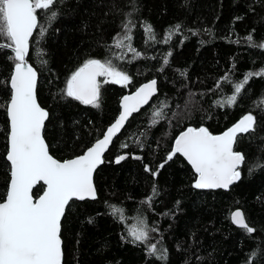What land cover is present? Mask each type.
Listing matches in <instances>:
<instances>
[{"label": "trees", "instance_id": "obj_1", "mask_svg": "<svg viewBox=\"0 0 264 264\" xmlns=\"http://www.w3.org/2000/svg\"><path fill=\"white\" fill-rule=\"evenodd\" d=\"M51 11L57 15L49 22L37 10L27 62L39 74L37 98L49 113L44 138L53 157L84 154L117 119L124 96L145 82L158 83L151 105L130 119L97 170V199L68 206L63 264H264V167L257 166L264 164V76L250 78L235 104L226 103L248 73L264 69V48L258 46L264 44V0H57ZM13 55L0 49V202L10 181L6 106ZM89 59L110 62L131 78L121 86L101 77L99 107L65 93L67 81ZM162 104L165 115L154 124L153 112ZM249 114L254 130L237 139L245 161L230 191H198L197 176L180 155L166 162L188 127L217 135ZM119 156L125 159L116 163ZM112 206L122 215L114 217ZM237 209L253 234L231 222ZM145 226L147 241L133 242L129 230ZM152 244L157 255L166 250L165 261L149 255Z\"/></svg>", "mask_w": 264, "mask_h": 264}, {"label": "snow or ice", "instance_id": "obj_2", "mask_svg": "<svg viewBox=\"0 0 264 264\" xmlns=\"http://www.w3.org/2000/svg\"><path fill=\"white\" fill-rule=\"evenodd\" d=\"M57 0H0V39L8 43L0 44V49H10L14 61V72L10 76V99L6 106L10 122L6 161L10 166V181L4 202H0V264H62L61 219L66 207L73 200L96 199L93 185V173L103 163L102 156L113 137L123 128L132 113L148 103L156 93V81L140 87L134 95L123 97L122 109L118 119L91 148L74 159L63 162L49 154V146L42 135L48 112L37 102V72L27 62L29 41L38 27L37 10H43L49 22L56 18L55 11L49 12ZM126 15L131 16L132 13ZM129 19L124 25L126 33L130 31ZM177 30L179 25L176 26ZM45 29L41 28L42 37ZM145 31L151 34L150 26ZM123 39L130 40L125 35ZM169 37L165 38L167 42ZM251 40V36L248 37ZM118 39L116 46L120 47ZM264 48V44L258 45ZM131 50V49H130ZM171 55V53H169ZM168 63L167 59L164 61ZM253 76H264V69L257 73H248L244 80L235 85V93L226 101L228 106L235 104L238 94ZM127 86L131 78L117 70L110 62L89 59L67 81V97L85 105L99 107L100 82ZM161 109L153 112V123L158 122L165 113ZM255 118L249 114L222 135H212L207 128H187L174 142V148L167 156L171 161L176 154L183 156L197 175L193 187L197 189H228L241 177L240 166L244 162L241 153L233 151V145L239 133L254 130ZM127 145H123L126 147ZM140 159V157H135ZM125 156H119L120 163ZM264 167V164L257 165ZM163 168L164 165L159 166ZM253 169H250V172ZM145 171H151L145 166ZM153 176L157 173L153 172ZM43 182V195L33 199L34 187ZM46 186V189L44 188ZM156 189L153 188V194ZM148 197L146 202H150ZM113 207L112 215H122V210ZM233 223L248 233L254 230L245 223L241 212L231 217ZM129 234L133 242H145L148 239L145 228H132ZM149 255H157L152 244ZM157 259H167L166 250L157 255Z\"/></svg>", "mask_w": 264, "mask_h": 264}, {"label": "water", "instance_id": "obj_3", "mask_svg": "<svg viewBox=\"0 0 264 264\" xmlns=\"http://www.w3.org/2000/svg\"><path fill=\"white\" fill-rule=\"evenodd\" d=\"M38 18V17H37ZM38 23H39V20H38ZM35 32H36V30H34V32H33V36H34V34H35ZM33 36H32V38H33ZM32 38H30V41H31V39ZM30 41H29V52H30ZM26 59H27V57H26ZM30 66H32L30 63H28ZM33 67V66H32ZM34 68V67H33ZM34 70L37 72V70L34 68ZM100 78L101 77H99L98 78V81L100 80ZM155 81H156V93L149 99V101H148V103L147 104H145V105H143L140 109H139V111H137V112H134V113H132V115L127 119V121L125 122V124H124V126H123V128H121L120 129V131L113 137V139H112V141H111V143L108 145V147H107V149L104 151V153H103V156H102V160L104 161V157H105V155L107 154V152L109 151V149L111 148V146L113 145V143H114V141L122 134V132H123V130L125 129V127L127 126V124H128V122L130 121V119H132V117L133 116H135V115H137L138 113H140L142 110H144V109H146V108H148L150 105H151V103H152V101H153V99L157 96V94H158V83H157V80L156 79H154ZM38 81H39V74H38V72H37V84H36V94H37V86H38ZM152 81V80H151ZM151 81H148V82H145V83H143L140 87H142L143 85H145V84H147V83H149V82H151ZM119 85H121V84H119ZM121 86H123V85H121ZM140 87H138L137 88V90L140 88ZM137 90H135L133 93H131V94H128V95H126V96H131V95H134L135 94V92L137 91ZM125 97V96H124ZM37 102L39 103V101H38V98H37ZM122 102H123V98L121 99V102H120V113L123 111V109H122ZM39 105H40V103H39ZM41 106V105H40ZM45 110V109H44ZM48 112V111H47ZM49 114V113H48ZM120 115V114H119ZM119 115H118V117H119ZM118 117H117V119H118ZM48 118H49V115H48ZM48 118H47V120L45 121V125H46V122L48 121ZM243 118V117H242ZM241 118V119H242ZM116 119V120H117ZM240 119V120H241ZM115 120V121H116ZM240 120H238L235 124H233L230 128H232L234 125H236ZM115 121L113 122V123H115ZM112 123V124H113ZM111 124V125H112ZM110 125V126H111ZM109 126V127H110ZM108 127V128H109ZM9 128H10V122H9ZM107 128V129H108ZM189 128V127H188ZM192 128H195V127H192ZM230 128H228L226 131H228ZM44 129H45V127H44ZM44 129L42 130V135H43V137H44ZM187 129H185L184 131H186ZM183 131V132H184ZM209 131V130H208ZM226 131H224V132H226ZM106 132H107V130H106ZM106 132L104 133V134H106ZM210 132V131H209ZM223 132V133H224ZM182 133V132H181ZM180 133V134H181ZM211 133V132H210ZM223 133H221V134H217V135H222ZM179 134V135H180ZM212 134V133H211ZM243 134H245V133H239L238 135H237V138H236V141H235V143H234V145H233V151L234 152H237L236 151V143H237V139L241 136V135H243ZM178 135V136H179ZM212 135H214V134H212ZM104 136V135H103ZM177 136V137H178ZM45 139V138H44ZM101 139H103V137L101 138ZM101 139H99V140H101ZM45 142H46V140H45ZM97 142V141H96ZM95 142V143H96ZM175 142V141H174ZM94 143V144H95ZM46 144H47V142H46ZM93 144V145H94ZM48 145V144H47ZM92 145V146H93ZM91 146V147H92ZM8 147H9V145H8ZM90 147V148H91ZM174 148V143H173V146H172V149ZM89 149V148H88ZM87 151V150H86ZM85 151V152H86ZM84 152V153H85ZM238 153H240V152H238ZM49 154L51 155V153H50V150H49ZM242 154V153H241ZM83 155V154H82ZM176 155H179V154H176ZM79 157V156H78ZM175 157V156H174ZM186 162H187V160L183 157V156H181ZM54 159H56L55 157H53ZM74 159V158H73ZM58 160V159H57ZM59 161V160H58ZM244 161H245V159H244ZM60 162H63V161H60ZM188 163V162H187ZM243 164H244V162L242 163V165L240 166V168L243 166ZM103 165V163H101L100 165H98L97 166V168H96V170L94 171V173H93V185H94V187H95V181H94V178H95V174H96V172H97V170L101 167ZM188 165L192 168V166L188 163ZM240 168H239V171H240ZM192 170H193V172L195 173V170L192 168ZM195 175H196V173H195ZM197 176V175H196ZM198 178V177H197ZM240 180H241V177H240V179L238 180V181H236L235 183H233L232 185H230L229 186V188L228 189H197V188H195L196 190H198V191H224V192H228V191H230V189L233 187V186H235L236 184H238L239 182H240ZM39 184H43V182L41 181ZM39 184H37L35 187H34V189H33V192H34V190H35V188L39 185ZM45 189H46V186H45ZM95 189H96V187H95ZM33 194V193H32ZM43 195V194H42ZM97 190H96V199H97ZM33 199H34V202H35V198H34V196H33ZM95 199V200H96ZM94 201V200H92V199H85V200H83V201H80V200H73V201H78V202H84V201ZM73 201H70L69 202V205L73 202ZM67 208L68 207H66V210H65V214H66V211H67ZM237 211H239V212H241L242 213V215H243V217H244V220H245V223L248 225V223H247V220H246V217H245V214H244V212H243V210H241V209H237V210H235V211H233L232 212V214H231V217H232V215L235 213V212H237ZM65 216V215H64ZM64 216L62 217V219H61V230H62V221H63V219H64ZM231 222L233 223V221H232V219H231ZM233 225L235 226V227H237V228H239V229H243V228H241V227H239L237 224H235V223H233ZM254 230V229H253ZM254 233V231L251 233V234H253ZM60 235H61V233H60ZM61 240H62V238H61ZM62 252H63V242H62ZM63 262H64V254L62 255V264H63Z\"/></svg>", "mask_w": 264, "mask_h": 264}, {"label": "bare ground", "instance_id": "obj_4", "mask_svg": "<svg viewBox=\"0 0 264 264\" xmlns=\"http://www.w3.org/2000/svg\"><path fill=\"white\" fill-rule=\"evenodd\" d=\"M37 30V29H36Z\"/></svg>", "mask_w": 264, "mask_h": 264}]
</instances>
